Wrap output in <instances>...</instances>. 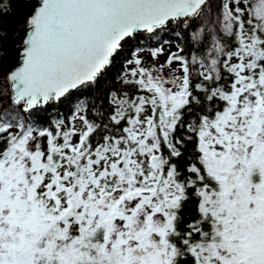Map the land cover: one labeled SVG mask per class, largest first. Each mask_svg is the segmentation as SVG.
Returning <instances> with one entry per match:
<instances>
[{"label": "snow or ice", "instance_id": "1", "mask_svg": "<svg viewBox=\"0 0 264 264\" xmlns=\"http://www.w3.org/2000/svg\"><path fill=\"white\" fill-rule=\"evenodd\" d=\"M28 4L6 72L0 31V264H264V0Z\"/></svg>", "mask_w": 264, "mask_h": 264}, {"label": "trees", "instance_id": "2", "mask_svg": "<svg viewBox=\"0 0 264 264\" xmlns=\"http://www.w3.org/2000/svg\"><path fill=\"white\" fill-rule=\"evenodd\" d=\"M11 3V11L0 18V31L6 33L7 35L4 38V52L6 53L3 57V72H6L8 68H10L13 64L16 63V53L17 47L20 41V38L23 35V22L25 16L31 10L28 4V0H10ZM180 30L169 29L167 33H163V39L166 41L163 45L164 49H168L171 51H175L178 44H183L184 41L180 39L177 35V32ZM157 44V39L148 40L147 38L137 39L133 41L129 46H126L125 53L131 50L142 52L150 51L151 46H155ZM121 68V62L118 61L114 64L113 68L109 72V79L113 84L116 83L115 78L117 77V73ZM2 78V75H0ZM3 82V79H1ZM10 94V92H9ZM1 105V102H0ZM2 108L0 109V116H3L6 112L9 111L13 106L10 103V99L8 96V100L3 103ZM67 115V107L65 105H61L59 109L52 108L49 113L46 115L56 116L57 114Z\"/></svg>", "mask_w": 264, "mask_h": 264}, {"label": "rangeland", "instance_id": "3", "mask_svg": "<svg viewBox=\"0 0 264 264\" xmlns=\"http://www.w3.org/2000/svg\"><path fill=\"white\" fill-rule=\"evenodd\" d=\"M153 39H156V38H153ZM165 51L167 53L168 49L166 48ZM141 54L144 55L145 57H147L149 55V53L147 51L146 52H142ZM161 59H163V57H161ZM1 79H3V77L0 78V102H1V105H2L3 103H5L8 100L10 89L5 86L4 80L2 82ZM5 93H8V94H5ZM1 105H0V109L2 108Z\"/></svg>", "mask_w": 264, "mask_h": 264}, {"label": "water", "instance_id": "4", "mask_svg": "<svg viewBox=\"0 0 264 264\" xmlns=\"http://www.w3.org/2000/svg\"><path fill=\"white\" fill-rule=\"evenodd\" d=\"M10 89V88H9Z\"/></svg>", "mask_w": 264, "mask_h": 264}]
</instances>
